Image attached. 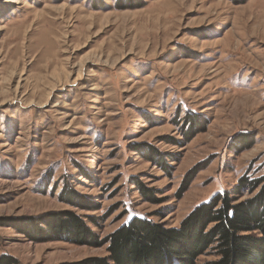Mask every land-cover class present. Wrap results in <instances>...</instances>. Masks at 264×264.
<instances>
[{
	"label": "rangeland",
	"instance_id": "obj_1",
	"mask_svg": "<svg viewBox=\"0 0 264 264\" xmlns=\"http://www.w3.org/2000/svg\"><path fill=\"white\" fill-rule=\"evenodd\" d=\"M236 1L0 0V255H106L21 231L66 210L99 237L134 215L176 228L264 175V0Z\"/></svg>",
	"mask_w": 264,
	"mask_h": 264
},
{
	"label": "trees",
	"instance_id": "obj_2",
	"mask_svg": "<svg viewBox=\"0 0 264 264\" xmlns=\"http://www.w3.org/2000/svg\"><path fill=\"white\" fill-rule=\"evenodd\" d=\"M198 118L189 112L184 120L194 134L203 128ZM153 155H150L152 159ZM191 180L181 186L179 195ZM65 191L66 188L63 194L67 193L70 204L81 209L93 208L75 204L73 192ZM242 192L249 193L250 197L237 199ZM86 217L91 224H96L93 216ZM21 232L34 242L64 240L93 247L106 245V255L58 264H196L198 256L208 249L218 256L209 264H264V175L251 176L245 172L229 190L215 192L205 202L195 205L176 228L166 227L147 216L134 215L113 232L99 237L84 216L66 210L37 216ZM0 264L18 263L5 253L0 255Z\"/></svg>",
	"mask_w": 264,
	"mask_h": 264
}]
</instances>
